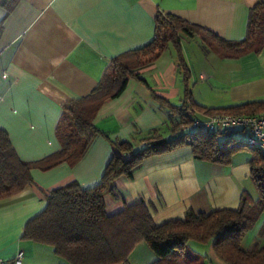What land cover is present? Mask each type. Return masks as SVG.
Returning <instances> with one entry per match:
<instances>
[{
    "label": "crops",
    "instance_id": "obj_1",
    "mask_svg": "<svg viewBox=\"0 0 264 264\" xmlns=\"http://www.w3.org/2000/svg\"><path fill=\"white\" fill-rule=\"evenodd\" d=\"M262 1L0 0V128L8 133L22 160L38 161L60 148L56 126L62 106L89 94L114 56L149 43L158 11L175 14L224 39L241 40L246 36L250 9ZM180 45L195 103L220 108L264 100V47L226 58L203 50L198 36H182ZM137 74L128 78L118 96L99 107L92 123L101 133L80 160L48 170L32 169V184L0 200V257L11 260L21 250V264H68L51 245L22 237L27 221L46 206V195L70 182L81 188L97 185L111 157V141H130L138 149L153 130L163 139L188 132L187 125L174 131L180 114L153 96L174 105L183 98L185 84L176 49L170 45ZM209 115L195 111L191 118ZM224 136L243 142L244 132L231 129ZM251 158L250 152L240 151L230 163H213L194 158L188 145L147 157L131 178L116 179L113 192L104 195L105 211L113 214L125 205L142 202L159 225L184 218L188 209H236L243 193L257 199L250 178ZM262 226L264 212L246 232L244 249L250 239L264 243ZM247 233L252 238L245 241ZM205 255L210 262L226 264L210 246ZM157 259L140 241L127 261L150 264Z\"/></svg>",
    "mask_w": 264,
    "mask_h": 264
},
{
    "label": "trees",
    "instance_id": "obj_2",
    "mask_svg": "<svg viewBox=\"0 0 264 264\" xmlns=\"http://www.w3.org/2000/svg\"><path fill=\"white\" fill-rule=\"evenodd\" d=\"M154 37L140 48L114 56L103 70L95 88L86 96L66 102L56 126L60 148L38 160H22L13 148L8 133L0 128V200L22 191L32 184L31 170H48L68 162L74 164L86 153L97 133L92 123L99 107L118 96L129 77H138L137 70L156 61L170 45L178 54L185 90L179 105L153 94L154 98L180 114L181 125H189L191 113L264 114V100H253L220 108L195 103L189 87V70L184 62L180 41L182 36H198L203 50H213L221 57L237 58L264 47V1L249 11L244 39L227 40L216 33L172 13L158 11L154 18ZM142 80V79H141ZM226 132H184L163 139L153 130L144 138V146L135 149L130 141H111V157L100 182L81 188L70 182L52 189L46 195V206L29 219L22 237L53 247L54 253L68 264H128V255L143 241L158 259L150 264H210L206 255L188 247L192 241L210 246L215 256L226 264H264V243L255 239L248 248L242 247L246 232L264 212V153L247 143H236ZM188 145L196 159L213 163H230L233 154L247 150L250 178L257 191L253 201L242 194L236 209L195 212L188 209L184 218L155 224L147 206L142 203L125 205L107 214L104 195L112 193L116 179L131 178L133 170L147 157L159 155ZM261 234L264 235V226Z\"/></svg>",
    "mask_w": 264,
    "mask_h": 264
},
{
    "label": "built area",
    "instance_id": "obj_3",
    "mask_svg": "<svg viewBox=\"0 0 264 264\" xmlns=\"http://www.w3.org/2000/svg\"><path fill=\"white\" fill-rule=\"evenodd\" d=\"M231 129L243 131V142L264 153V114H213L193 117L187 125L188 132H227ZM22 258L23 252L19 250L11 260L0 257V264H21Z\"/></svg>",
    "mask_w": 264,
    "mask_h": 264
},
{
    "label": "rangeland",
    "instance_id": "obj_4",
    "mask_svg": "<svg viewBox=\"0 0 264 264\" xmlns=\"http://www.w3.org/2000/svg\"><path fill=\"white\" fill-rule=\"evenodd\" d=\"M241 142L242 141H237L236 143H241ZM243 143H245V142H243ZM244 151L247 152V150H244ZM241 152H243V151H241ZM256 193H257V191H256ZM246 236L247 237H245V241H248V239L251 236V234L250 233H247ZM251 238H252V236H251ZM250 240H252V239H250ZM250 240H249V243H252V241H250ZM188 247L191 248L192 250L198 252V253L203 254V255H205L206 252H207V246L200 245V244H196V243H194L192 241L188 242ZM210 264H219V263L217 261H214L213 259H211Z\"/></svg>",
    "mask_w": 264,
    "mask_h": 264
}]
</instances>
